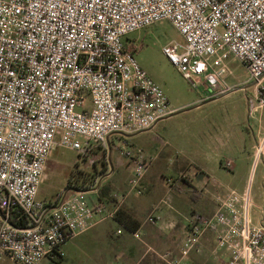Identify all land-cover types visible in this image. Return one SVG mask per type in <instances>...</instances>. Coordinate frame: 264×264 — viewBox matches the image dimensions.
Here are the masks:
<instances>
[{"label": "built area", "instance_id": "built-area-1", "mask_svg": "<svg viewBox=\"0 0 264 264\" xmlns=\"http://www.w3.org/2000/svg\"><path fill=\"white\" fill-rule=\"evenodd\" d=\"M163 21L181 41L162 53L184 80L224 94L225 62L233 58L253 84V111L264 110V0H0V259L60 260L70 239L116 215L90 205L85 191L47 208L37 202L39 186L56 146L79 154L107 149L112 136L147 131L173 112L128 40ZM145 170L134 164L130 184L138 195ZM251 204L249 190L230 191L211 215L192 217L176 256L161 258L190 264L208 233L225 264H264V217L254 223ZM16 210L29 226L9 222Z\"/></svg>", "mask_w": 264, "mask_h": 264}, {"label": "rangeland", "instance_id": "rangeland-1", "mask_svg": "<svg viewBox=\"0 0 264 264\" xmlns=\"http://www.w3.org/2000/svg\"><path fill=\"white\" fill-rule=\"evenodd\" d=\"M128 40L138 46L135 53L138 64L160 86L173 112L147 131L133 136L117 135L110 138L112 142L110 163L113 169L110 178L107 175L109 169L99 165V162L108 160V148L93 145L87 153L79 154L76 151L56 146L47 160L37 195V202L41 205H45L46 202L53 203L64 191L73 189L68 184L72 173H74L73 180L77 185L87 186L84 190L87 192L86 197L90 199H94V195L97 196V192L91 193L90 188L99 190L102 186L113 191L114 187L120 185L128 193L138 196L136 189L130 184L134 164L137 162H142L150 168L148 173L153 175L154 179L149 184L153 187L164 186L167 189L171 187L170 190L173 191L176 190L174 187L178 186L181 190H185L190 187L192 178L186 174L185 166L200 158L201 153L196 145L197 137L202 132H209L210 125L230 122L231 128L236 130L238 142L243 141L249 145L256 134L258 121L261 120L264 123V114L261 113L259 116L253 111L257 106L254 99V88L248 81L247 70L237 60L230 58L225 62L226 73L223 78L229 90L222 95L217 94L216 90H211L207 85L191 86L163 55L162 48L167 43L173 40L181 41L179 33L169 22L163 21L137 30L129 34ZM234 89L238 90L234 91ZM204 98L207 100H204L202 104L200 100ZM197 104L200 106L196 107ZM79 141L84 143L83 138L79 137ZM129 152L130 157L126 155ZM241 168L242 161H239L238 169ZM85 172L94 176L95 187H89L91 184L89 181L85 183L86 176L83 174ZM161 174L163 177L160 176ZM183 179L189 182L186 180L188 183H182ZM146 183L144 176L140 182L142 192L140 195L150 197L153 193L150 194L147 190ZM121 187L116 188L121 190ZM71 194L72 192L66 193V195ZM252 194L254 199L252 216L256 221L264 210V164L255 175ZM169 197L171 198L170 194L164 193L159 201L170 204ZM177 227L175 225L174 232ZM74 242L82 244L85 238H78ZM66 245L68 251L66 253L64 251L63 261L52 263L45 259L39 264H94L86 259L83 251L74 250L71 247L73 244ZM213 248L214 245L210 250L212 251ZM215 255L220 257L218 261L221 263L224 255L222 253ZM0 264L13 263L6 257H2Z\"/></svg>", "mask_w": 264, "mask_h": 264}, {"label": "crops", "instance_id": "crops-1", "mask_svg": "<svg viewBox=\"0 0 264 264\" xmlns=\"http://www.w3.org/2000/svg\"><path fill=\"white\" fill-rule=\"evenodd\" d=\"M204 100L207 99H201L200 102L203 104ZM198 106L200 105L197 104L196 107ZM263 111L260 110L257 114L260 116L262 113L263 115ZM210 126L209 132H202L197 137L196 145L197 150L201 153L200 158L195 162L187 163L185 166L186 174L190 178L192 177L189 188L181 190L175 186L176 190L171 191V187L170 189L164 186L153 187L149 184L154 179L153 175L148 173L150 168L146 167L144 176L147 183L145 187L148 188L150 194L153 193L150 197H145L144 194L133 196L120 185L116 187H121V190L114 187V190L110 191L108 200L102 199L101 202H98V197L95 195L94 199L86 197L90 205L103 206L108 212L121 208L129 213L140 224L136 232H128L126 228L118 224L114 216L98 222L90 230L73 237L66 244H73L71 247L74 250L83 251L86 259L94 264H166L161 256L165 253H171L172 256L177 255L181 240L189 233L192 217L211 215L217 204L230 191L238 193L250 191L252 203L250 217L254 223L258 222L264 216L261 214L258 220L253 219L252 188L255 175L264 164V123L261 120L258 121L256 134L249 145L243 141L238 142L236 130L231 128L230 122H220V124ZM108 142L111 152V142L110 140ZM225 161H231L232 166L225 168ZM239 161H242V168L244 167V169H238ZM112 173L113 169L111 168L107 174L108 178L111 177ZM160 176L163 177L162 174ZM186 180L183 179L181 182L188 183L189 181ZM70 192L75 193V191L67 189L57 201L46 202L43 206L55 207L63 195ZM90 192L95 194L97 189L92 188ZM164 193L170 194V204L164 205L165 203L160 202L162 200L159 201ZM153 202L157 203L154 204ZM152 216H160L161 221L156 224L149 223L147 219ZM175 225L178 227L174 232ZM118 231L121 232L118 233ZM78 238H85V242L82 244L74 242ZM212 245H214V241L211 235L206 233L202 239L203 253L199 255L191 252L190 264H225V257L219 263L220 257L218 258L210 250ZM66 246L63 248L65 253L68 251ZM145 258L146 260H144ZM63 259L64 257L60 260L49 261L59 263Z\"/></svg>", "mask_w": 264, "mask_h": 264}, {"label": "trees", "instance_id": "trees-1", "mask_svg": "<svg viewBox=\"0 0 264 264\" xmlns=\"http://www.w3.org/2000/svg\"><path fill=\"white\" fill-rule=\"evenodd\" d=\"M110 142H111V139H110ZM112 144V142H111ZM112 148V147H111ZM90 151V149H89ZM85 174V177L84 178V181L85 183H87L89 181V183L91 182L90 186L89 187H95L94 185V176H92V174H89V173H83ZM74 173H72L69 177V180H68V184L69 186L73 189L72 190H79V191H85L84 189L87 188V186L85 187H82L77 185L75 183V181L73 180L74 178ZM83 182V184H85ZM91 189V188H90ZM110 188H107V187H101L99 188V190L97 189V201L98 202H101L102 199H106L108 200L110 198L109 194H110V191L109 190ZM112 200V199H111ZM115 220L118 222L119 225H121L123 228H126L128 232H136L137 229L139 228L140 224L139 222L134 219L129 213H127L126 211L122 210L121 208L117 209V212H116V215H115ZM9 222L13 225V226H24V227H27L29 226L30 222L28 221V219L25 217V215H23V213L21 211H13L11 213V216L9 218Z\"/></svg>", "mask_w": 264, "mask_h": 264}, {"label": "flooded vegetation", "instance_id": "flooded-vegetation-1", "mask_svg": "<svg viewBox=\"0 0 264 264\" xmlns=\"http://www.w3.org/2000/svg\"><path fill=\"white\" fill-rule=\"evenodd\" d=\"M99 165H100L101 167L105 166L106 168L111 169V163H109L108 160L103 161V162H99Z\"/></svg>", "mask_w": 264, "mask_h": 264}, {"label": "water", "instance_id": "water-1", "mask_svg": "<svg viewBox=\"0 0 264 264\" xmlns=\"http://www.w3.org/2000/svg\"><path fill=\"white\" fill-rule=\"evenodd\" d=\"M251 86H253V84H251ZM241 89H245V88H241ZM236 90H238V89H234V91H236ZM108 153H110V147L108 148ZM108 161H109V163H110V158H109V157H108ZM71 191L78 192L79 190H72V189H71ZM64 195H66V193H65ZM64 195H63V196H64ZM0 218H3L1 214H0Z\"/></svg>", "mask_w": 264, "mask_h": 264}]
</instances>
